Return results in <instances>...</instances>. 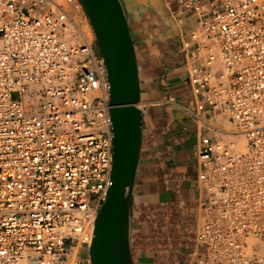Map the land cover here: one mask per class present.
<instances>
[{
  "label": "built area",
  "instance_id": "obj_1",
  "mask_svg": "<svg viewBox=\"0 0 264 264\" xmlns=\"http://www.w3.org/2000/svg\"><path fill=\"white\" fill-rule=\"evenodd\" d=\"M164 1L192 21L188 83L235 127L200 139L193 264H264V0ZM82 8L0 0V264H81L107 197L108 84L73 19Z\"/></svg>",
  "mask_w": 264,
  "mask_h": 264
},
{
  "label": "crops",
  "instance_id": "obj_2",
  "mask_svg": "<svg viewBox=\"0 0 264 264\" xmlns=\"http://www.w3.org/2000/svg\"><path fill=\"white\" fill-rule=\"evenodd\" d=\"M120 1L136 53L138 106L143 113L131 199L133 264H193L194 245L188 234L182 236L177 224L172 237L177 242L168 250L154 237L152 241L159 245L156 250L142 247L150 242L147 211L171 208L170 213L180 217L181 224L182 216L188 223L192 220L191 208L201 196L196 184L200 139L205 135L223 138L221 132L208 125L225 130L231 121L205 105L186 79L182 40L188 35L192 21L186 18L178 22L164 0ZM72 15L81 31L91 33L92 50L100 59L86 12L82 8ZM182 204L185 211H177Z\"/></svg>",
  "mask_w": 264,
  "mask_h": 264
},
{
  "label": "water",
  "instance_id": "obj_3",
  "mask_svg": "<svg viewBox=\"0 0 264 264\" xmlns=\"http://www.w3.org/2000/svg\"><path fill=\"white\" fill-rule=\"evenodd\" d=\"M108 84L112 131L111 184L93 223L89 264H133L132 187L142 140L143 113L136 53L120 0H80Z\"/></svg>",
  "mask_w": 264,
  "mask_h": 264
},
{
  "label": "rangeland",
  "instance_id": "obj_4",
  "mask_svg": "<svg viewBox=\"0 0 264 264\" xmlns=\"http://www.w3.org/2000/svg\"><path fill=\"white\" fill-rule=\"evenodd\" d=\"M85 36L92 40V35L90 32H84ZM11 97L12 99H18L19 96L16 92H12L11 93ZM235 129L234 125L231 123H227L225 130L227 131H233ZM223 139L225 141H229L232 140L231 137H226L224 136ZM181 209L179 208L177 211H185L184 210V206L180 205ZM171 208L168 209H163L162 211H159L158 214L159 216L156 215H152L153 218H151L149 221H147L149 223V233H150V237L149 240L150 242H148L146 245L142 244L143 248H148V249H152V250H156L157 246L152 240L153 237L156 240H160L161 241V247L165 250H168L169 247L174 246V242L176 241V238L172 237L175 235V231H174V226L177 224V226L179 227V231L182 234V236H184L186 234H188V236L191 238V234L192 231L188 230L189 224L188 221L184 220V216H182L181 220H183V224L180 223V217L178 219L177 215L174 212L170 213ZM176 211V210H175ZM152 212V211H151ZM179 214V213H178ZM176 216V217H175ZM185 225V227H184ZM179 242V241H178ZM79 257L82 260L81 264H89V260H88V250L86 247L82 246L80 247V251H79ZM143 259H148L147 256H143Z\"/></svg>",
  "mask_w": 264,
  "mask_h": 264
},
{
  "label": "bare ground",
  "instance_id": "obj_5",
  "mask_svg": "<svg viewBox=\"0 0 264 264\" xmlns=\"http://www.w3.org/2000/svg\"><path fill=\"white\" fill-rule=\"evenodd\" d=\"M224 132H227V130H223ZM240 144V143H239Z\"/></svg>",
  "mask_w": 264,
  "mask_h": 264
}]
</instances>
